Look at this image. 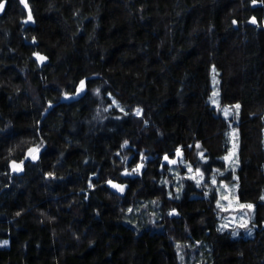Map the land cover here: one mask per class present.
I'll return each instance as SVG.
<instances>
[{
    "label": "trees",
    "instance_id": "trees-1",
    "mask_svg": "<svg viewBox=\"0 0 264 264\" xmlns=\"http://www.w3.org/2000/svg\"><path fill=\"white\" fill-rule=\"evenodd\" d=\"M3 1L0 264H264V0ZM212 176L251 236L219 227Z\"/></svg>",
    "mask_w": 264,
    "mask_h": 264
},
{
    "label": "rangeland",
    "instance_id": "rangeland-1",
    "mask_svg": "<svg viewBox=\"0 0 264 264\" xmlns=\"http://www.w3.org/2000/svg\"><path fill=\"white\" fill-rule=\"evenodd\" d=\"M215 67L211 69V92L209 101L211 105L218 110L227 120H229L230 128L228 130V139H229V149L227 153L223 156V160L227 164V169L235 171L238 167V156H237V147H238V130L237 127L232 123V118H236V115L239 112L235 108V105L238 103H232L227 105L220 104V88H219V78L216 74ZM217 93L215 100L216 103H213V93ZM64 98H69V96H65ZM239 105V104H238ZM227 110L228 115H225V111ZM235 134V135H234ZM235 145V147H234ZM234 152V155L231 156L230 159H225V157H229L231 153ZM204 157L202 156V159ZM185 167L187 172L184 176L190 177L197 182H203V175L197 173L199 168L194 170L190 165H188L183 160H177L175 163H172L168 166L169 172L174 177V185L177 186V182H179V178H182V174L179 173L178 168ZM191 168V171L189 170ZM195 177V178H193ZM202 177V178H201ZM235 177V175H234ZM215 181V183H213ZM211 185L215 186L217 190V206L219 208L220 213V221L219 227L221 229L229 230L235 233L234 236L246 235L251 236L253 234L254 227L252 226L251 220L253 219L254 206L252 203H243L240 202L237 198V182L226 183L223 181H219L216 176H212L210 178ZM205 191V189H204ZM207 192V191H206ZM264 197V195H263ZM219 202V203H218ZM241 205H252V208L241 207ZM246 224L245 227H241V225ZM227 225V227H223Z\"/></svg>",
    "mask_w": 264,
    "mask_h": 264
},
{
    "label": "snow or ice",
    "instance_id": "snow-or-ice-1",
    "mask_svg": "<svg viewBox=\"0 0 264 264\" xmlns=\"http://www.w3.org/2000/svg\"><path fill=\"white\" fill-rule=\"evenodd\" d=\"M253 3H255V0H253ZM3 8V4H0V9H2ZM29 20H31V14L29 13ZM253 22H255V20H253ZM40 59L41 60H43V59H45L44 57H40ZM83 86H84V82L83 81H81V88H83ZM216 95H217V93H213V103H216V100H215V97H216ZM239 105L237 104V105H235V108L238 110L239 109ZM137 115H140V112H139V110H137V113H136ZM225 115H228V112H227V110L225 111ZM235 135V134H234ZM234 147H235V145H234ZM38 148H35V149H30V155H32V158L33 159H35L36 158V156L35 155H33V153H36V152H38ZM177 155H180V150L179 149H177ZM232 155H234V152L233 153H231L230 154V156L229 157H225V159H230L231 158V156ZM165 159L167 160L168 158H167V156L165 157ZM171 163H175V161H170ZM13 168H14V170H20V165H16V164H13ZM190 171H191V168L189 169ZM197 173L199 174V170H197ZM193 178H195V177H193ZM202 178V177H201ZM109 183H111V182H109ZM198 183H199V181H198ZM213 183H215V181H213ZM113 187H117V188H119L121 191H123V188L121 187V186H119V185H113ZM219 203V202H218ZM241 207L243 208V207H248L249 209H251L252 208V205H241ZM246 226V224H244V225H241V227H245ZM223 227H227V225H224ZM233 235H235V233H233ZM5 243H7V242H5Z\"/></svg>",
    "mask_w": 264,
    "mask_h": 264
},
{
    "label": "water",
    "instance_id": "water-1",
    "mask_svg": "<svg viewBox=\"0 0 264 264\" xmlns=\"http://www.w3.org/2000/svg\"><path fill=\"white\" fill-rule=\"evenodd\" d=\"M0 4H3V8H4V4H5V2L3 1V2H1ZM3 8L0 9V13L3 11ZM82 89H83V88H80V89L78 90V92L80 93V92L82 91Z\"/></svg>",
    "mask_w": 264,
    "mask_h": 264
}]
</instances>
